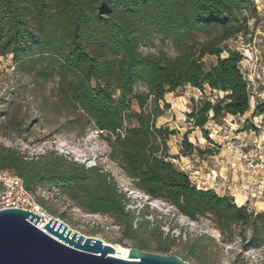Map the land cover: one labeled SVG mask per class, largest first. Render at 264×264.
Masks as SVG:
<instances>
[{
    "label": "trees",
    "instance_id": "obj_1",
    "mask_svg": "<svg viewBox=\"0 0 264 264\" xmlns=\"http://www.w3.org/2000/svg\"><path fill=\"white\" fill-rule=\"evenodd\" d=\"M257 16L255 0H0V58L12 54L28 71L58 76L60 92L96 130H103L110 158L137 188L192 219H210L227 238L240 236L242 250H248L264 243V210H250L231 195L199 188L170 153V136L178 131L157 120L170 107L166 94L180 87L223 92L214 101L205 96L193 106L187 113L192 126L181 140L183 153H217L193 144L189 133L204 128L210 119L249 112L252 92L240 66L244 53L228 48L222 56L221 41L246 32L250 19ZM217 30L211 40L191 43L175 57L141 50L146 37L155 33L182 42V32ZM206 55L217 57L209 67L203 60ZM139 81L146 91L135 90ZM133 101L139 110L133 109ZM258 115L264 116V100L253 111ZM250 128L259 130L247 122L244 130ZM204 131L209 138V130ZM0 166L20 176L42 206L46 204L38 188L55 186L83 210L112 217L126 238L150 250L141 236L150 226V211L139 215L130 209L131 199L101 166H87L54 150L30 157L2 143ZM214 245L200 235L177 255L204 263L202 252ZM169 248L161 241L155 251L167 253Z\"/></svg>",
    "mask_w": 264,
    "mask_h": 264
},
{
    "label": "rangeland",
    "instance_id": "obj_2",
    "mask_svg": "<svg viewBox=\"0 0 264 264\" xmlns=\"http://www.w3.org/2000/svg\"><path fill=\"white\" fill-rule=\"evenodd\" d=\"M255 4L258 16L250 19L246 32H241L243 38L234 35L221 41L224 47L222 56L227 55L228 48L244 53L245 58L240 66L252 92L250 110L242 116L227 115L224 118L210 119L204 128L191 129L189 140L196 146L204 149L212 147L217 153L222 150L231 153L226 147L227 143L244 131L247 122L261 125L260 133L264 132V117L258 115L256 118L252 112L254 99L256 104L264 100V0H255ZM218 32H196L193 35L182 32V42L155 33L146 37L141 50L148 55L175 57L187 50L191 43L209 41ZM203 60L206 67H209L216 62L217 57L206 55ZM58 82V76L51 77L37 73L36 70L28 71L24 65L14 62L12 54L0 58V143L30 157L54 150L60 154L69 152L70 155H64L75 161L79 158L78 162L81 163H85L84 159H95L97 165L114 176L120 190L131 199L128 205L130 209L139 215L150 211L146 216L151 221L150 226L141 234L149 242V251L157 252L155 248L163 241L170 245L169 251L163 254H178L183 251L186 242L203 235L211 238L215 245L202 252L204 263L190 256L187 261L192 264H264V243L242 250L240 236L229 239L210 219H192L174 210L166 201L151 198L137 188L119 164L110 158L106 134L97 133L94 122L81 110L74 108L60 92ZM135 90L146 91L145 83L139 81ZM219 95L222 92L211 91L209 88L202 92L191 85L180 87L166 94V102L170 107L157 120L158 125L169 126L178 131L170 136V153L176 156L173 160L175 164L189 172L193 179L194 170L199 165L198 155L208 157L206 172L216 169V165L223 164L222 160L228 157L222 152L220 155L205 156L198 152L196 154V151L187 154L181 151L183 133L192 126L187 113L201 98L208 96L214 101ZM133 109L139 110L136 101H133ZM125 122L130 123L129 119ZM205 129L209 130L210 139L205 136ZM210 140H214L216 145H212ZM38 196L45 202V208L50 214L63 219L73 229L86 235L101 237L108 242L137 247L135 241L124 236L122 228L112 217L83 210L57 187H40ZM261 210L264 208L259 211Z\"/></svg>",
    "mask_w": 264,
    "mask_h": 264
},
{
    "label": "water",
    "instance_id": "obj_3",
    "mask_svg": "<svg viewBox=\"0 0 264 264\" xmlns=\"http://www.w3.org/2000/svg\"><path fill=\"white\" fill-rule=\"evenodd\" d=\"M224 93L222 92V95ZM43 217L24 208L0 210V264H192L177 254L129 247L86 235L54 215Z\"/></svg>",
    "mask_w": 264,
    "mask_h": 264
},
{
    "label": "built area",
    "instance_id": "obj_4",
    "mask_svg": "<svg viewBox=\"0 0 264 264\" xmlns=\"http://www.w3.org/2000/svg\"><path fill=\"white\" fill-rule=\"evenodd\" d=\"M238 37L243 38V35L240 34ZM261 117L264 116L261 115ZM256 125L259 128L258 131L253 128L248 129L249 134L253 136L250 142L247 141L248 139L242 140L235 137L236 139L230 141L226 145V147L237 155L245 164L247 170L256 176V180L249 184L245 193L240 196L236 194L231 195L238 205H246L250 210H258L254 204V199L259 196H264V135L261 136L260 134L261 125ZM118 131L124 133L123 130ZM102 132L103 130H97V133ZM64 154L70 155L69 152L65 151ZM76 160L79 161V158H76ZM83 162H85L87 166L97 165L95 159H84ZM196 183L199 188L214 189L220 194H227L226 191L232 189L229 183H226L223 188H219L220 183L218 175L214 170L210 172L208 182L203 184ZM6 208L28 209L40 214L43 219H46V216H48V218L52 216V214L37 201L35 194L26 187L20 176L13 170L0 166V210Z\"/></svg>",
    "mask_w": 264,
    "mask_h": 264
},
{
    "label": "crops",
    "instance_id": "obj_5",
    "mask_svg": "<svg viewBox=\"0 0 264 264\" xmlns=\"http://www.w3.org/2000/svg\"><path fill=\"white\" fill-rule=\"evenodd\" d=\"M255 105H256V101L254 99L253 108L255 107ZM253 108H252V112H253ZM260 132H261V129H260ZM260 134L261 136H263L264 132ZM236 137L242 140L248 139L247 140L248 142H250L251 139L253 138V136L249 134V130H244L242 132H239L236 135ZM199 147L203 148L202 146H199ZM221 152L226 153V155H228L227 159L222 160L223 164L218 163L216 165V169L212 168L210 169L209 172H206V167H207L206 159H208V157L202 158L200 155H198L197 162L199 163V165H197L194 170V175H195L194 180L195 182H198L201 184L206 183L209 181L210 172L214 170V172H216L218 175V180L220 183L219 188L221 189L226 183H229L231 184L232 189L230 191H226V193L229 195L236 194L240 196L246 192L249 184L256 180V176L247 170L245 164L234 153L232 152L230 153L228 150H222L219 153H216L214 155H217V154L220 155ZM192 156L194 155L192 154ZM209 156H213V155H209ZM254 204L258 210L264 208V196L256 197L254 199Z\"/></svg>",
    "mask_w": 264,
    "mask_h": 264
},
{
    "label": "bare ground",
    "instance_id": "obj_6",
    "mask_svg": "<svg viewBox=\"0 0 264 264\" xmlns=\"http://www.w3.org/2000/svg\"><path fill=\"white\" fill-rule=\"evenodd\" d=\"M47 219H48V216H46V219H43V220H42V222H41L40 225H39L41 228H43L44 223H45V221H46ZM118 244H120V243H118ZM116 247L118 248L117 254H118L120 257H127V252H128V248H129V247H126V246H124V245H122V244H120L119 246L116 245Z\"/></svg>",
    "mask_w": 264,
    "mask_h": 264
}]
</instances>
